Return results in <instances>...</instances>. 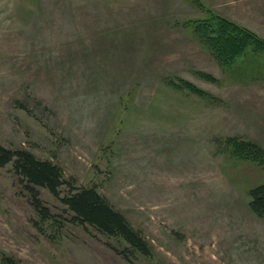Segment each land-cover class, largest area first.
<instances>
[{
    "label": "rangeland",
    "instance_id": "rangeland-1",
    "mask_svg": "<svg viewBox=\"0 0 264 264\" xmlns=\"http://www.w3.org/2000/svg\"><path fill=\"white\" fill-rule=\"evenodd\" d=\"M225 18L264 41V0H0V145L62 171L38 187L0 168V264H264V51L230 67L195 34ZM94 188L148 253L72 221Z\"/></svg>",
    "mask_w": 264,
    "mask_h": 264
},
{
    "label": "trees",
    "instance_id": "trees-1",
    "mask_svg": "<svg viewBox=\"0 0 264 264\" xmlns=\"http://www.w3.org/2000/svg\"><path fill=\"white\" fill-rule=\"evenodd\" d=\"M215 30L203 32L201 27L195 34L206 43V48L219 64L230 67L233 61L250 48L254 53L264 51V41L253 33L222 17H217ZM240 152H253L254 160H264V149L254 142H241L236 146ZM12 164V169L21 179L25 190L31 196V205L42 218L50 213L42 206L38 187L45 188L53 196L59 197V188L65 184L61 169L48 161L36 159L24 150H10L0 145V168ZM72 188V187H71ZM73 189V188H72ZM249 207L257 216L264 218V184L249 191ZM61 203L73 215L72 221L89 225L98 232L115 236L126 242L129 247L142 254L148 249L144 240L134 231L121 213L102 197L94 188L73 189L60 197Z\"/></svg>",
    "mask_w": 264,
    "mask_h": 264
}]
</instances>
